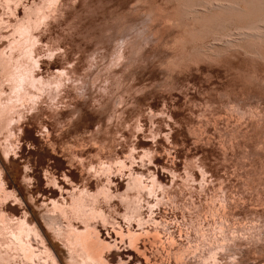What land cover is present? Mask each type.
I'll return each instance as SVG.
<instances>
[{"label":"rangeland","instance_id":"rangeland-1","mask_svg":"<svg viewBox=\"0 0 264 264\" xmlns=\"http://www.w3.org/2000/svg\"><path fill=\"white\" fill-rule=\"evenodd\" d=\"M59 1L60 11L34 30L35 73L47 78L66 68L70 81L84 76L86 85L68 88V98L55 105L44 101L14 117L7 157L0 134L1 177L16 196L1 203L8 222L0 224V264H74L64 235L70 220L78 228L83 223L68 204L84 187L95 194L104 184L116 195L97 202L106 221H90L118 245L103 249L108 264H181L177 251L193 252L188 264H199L196 240L200 233L217 236L213 228L221 221L219 236H237L229 245L234 260L228 254L222 262L264 264V0ZM40 4L0 0V51L8 49L18 19ZM100 71L112 77L110 95L103 75L93 79ZM118 159L125 162L121 168ZM104 161L110 173L97 169ZM130 168L144 179L154 174L164 186L144 196L153 213L146 201L141 208L157 224L149 220L142 228L121 218L119 198L137 195L127 189ZM156 195L165 205L154 204ZM51 199L64 205L68 218L53 211ZM127 229L143 233L134 245L141 253L128 243ZM24 242L32 246L29 258Z\"/></svg>","mask_w":264,"mask_h":264},{"label":"bare ground","instance_id":"bare-ground-1","mask_svg":"<svg viewBox=\"0 0 264 264\" xmlns=\"http://www.w3.org/2000/svg\"><path fill=\"white\" fill-rule=\"evenodd\" d=\"M58 2L60 3L59 0H42V4H40V6L35 5V8H34L35 10L32 9L30 12H26L25 16L22 19H18V21L14 24L13 32H12V37H11L12 39L7 44L8 45V49H5L4 48L3 50L0 51V60H1V63H0V67H1V69H0L1 70V72H0V134L3 137V139L5 140V145L2 146L3 147L2 151H3V155L6 154V157L9 155L8 154V150H9L8 149V143H10V142H8V141H9V138L12 136V133H13L12 126H14V125H12V122L20 120L19 118H21L23 116V114H24L23 113L24 112V109L27 111L28 108L29 109L32 108V110H33V108H36V107H38L40 105L39 103L44 102V101H46V103H48L51 106L52 105H55V104H57L59 102V100H62L63 101V99H65V98L67 99L68 98V88H71V89H74L75 90V88L77 89V87L79 85L80 86L86 85V84H84V85L83 84L82 85L80 84L81 81L84 80L83 79L84 76L81 77L83 79V80L81 79V81L76 80L77 77L74 79V81H72L73 79L70 81L69 79H71V78L69 77V79H68V75L69 74H68V71L65 70L66 68L65 69H59V68L56 69L55 70V73H53V75H51L50 77H47V78H44L43 76H40L37 73H35V71H36L35 70V66L36 67H39V61L37 60L38 57L36 59L34 57V46H35V44L38 41L37 37L34 35V30H35V28L37 29L39 27L38 24L41 21H43L48 15L51 16V14L52 13H55L56 10H57V12L60 11L59 8H58V4H59ZM207 4H208V2H207ZM207 4H206V6H207ZM226 6H228V5H226ZM52 16H54V15H52ZM48 18H49V16H48ZM46 20L47 19H45L44 21H46ZM42 25L44 26V22H43ZM120 49H118V50L117 49H114V50H116V51L119 52ZM118 52H116V55L118 54ZM115 56H113V57L116 58L117 56L116 57ZM121 56H123V55H121ZM121 56L118 55V57L122 58ZM116 59H118V58H116ZM95 61L97 63L98 60L96 59ZM112 61H115V60H112ZM90 62L91 63H94V61L92 62V60ZM107 65L105 64V67H107ZM111 67H110V64H109V68L107 69V70L110 69L109 70V73L111 71ZM105 69L106 68H104L102 70L105 71ZM69 73H70V71H69ZM106 73L104 74V72L101 73V71H100L97 75H94L93 76V79L97 80L101 75H103L104 76V79H105L104 81L106 83V84L104 83V86H105V89L107 90L106 92H108V94H109V92H112V90H111L112 77L109 76L108 73L107 74ZM93 79H92V82L95 81ZM68 80L70 82H68ZM86 80L87 79H85V81H84L85 83L87 82ZM65 81H66V84H64ZM63 84L66 85V88H64L65 86L63 87ZM78 88H80V87H78ZM101 92L104 93V91H102V89H101ZM115 99L117 100V97H115L113 100H115ZM119 99H120V97H119ZM14 117H18V120H14ZM14 124H15V122H14ZM19 129H21V128H19ZM2 142H4V141H2ZM145 150H147V149H145ZM142 157H144V156H142ZM150 161H151V159H150ZM124 163H123V161L121 159H118V160H116L115 165H117V166H119L121 168L124 165ZM98 166H99L97 168L98 170L101 169V171H103V172L104 171L106 172V171L109 170V173H110V169H109L110 164L105 163V161L104 162H100ZM91 168H94L95 169L94 166H92ZM129 171L130 172H129V177H128L129 178V181H128V184H127V186H128L127 189H131V191L134 190V192L136 191L137 195L135 194L136 198L135 199L134 198H131L132 200L130 198H128V197L126 198L127 194H126V196L123 199L122 198H119V199L122 200L121 202H123V205H124L123 206L124 207V212L121 213V218L124 221H126L127 223H129V224H131V222H133V223L135 222L137 224V226H140L142 228H143V224L148 223L149 220H151L154 224H157L156 219L154 217L150 216V215H149V218L148 219H145L144 217H142L143 215H142L141 208L144 205L143 202L146 201L145 203H147L146 205L149 208L150 213H153V211L151 212V209H150L152 207L151 203L149 204V202H148L149 200L147 201L144 196L145 195H147V196L148 195H155L156 189L163 190L164 189L163 184L156 178V176L154 174H150L149 177H147L146 179H144L145 178V177L143 178L144 175L142 176L138 172L135 173V171L133 170V168L132 169L130 168ZM95 172H96V170H95ZM99 173H101V172H99ZM203 173L205 175V172H203ZM203 173L201 172V174H203ZM189 177H190V175H189ZM192 177L193 176L191 175V178ZM192 180H194V179H192ZM54 181L55 180L50 179L48 181V183H52V184L55 183L56 184V181L55 182ZM107 181L108 182H112V180H111V178L109 176H107ZM110 184H112V183H110ZM107 185L104 184L99 189L97 188L98 190L95 191L96 192L95 194L93 192H92L93 194L91 192H90L91 194H89L88 193L89 191H87L88 189H86L85 187H84L83 190L81 189L78 192V194L76 192V195L74 194V192L72 193L75 196L72 198L73 200L71 199L72 202H70L68 204L69 212L72 214V217L74 219L75 218H78L83 223V228H81V227L78 228V227H75L72 222H70L71 220L70 221L68 220L70 225H68V230L66 229L67 230V233H66V235H64V238L66 239L68 248L70 250V254H69L70 255V259H71V261L73 259H75L74 260V264H108V262L106 260L107 258H105V255L103 254V252H105L103 249L111 250L112 247H114L115 249L116 248L118 249V245H117V247H115V242L114 243H111L110 240L107 241L106 239L102 238L101 235H100V233H99V230L97 229V227L95 225V223L91 222V221H93V219H95V218L97 219V217L102 218L103 223H104V221H106V217L107 216L104 214L103 210H101L98 207L97 202L99 201V198L102 195H104V198H107V200L108 199L111 200L112 197L114 198V196L116 195V194L114 195L111 192L110 187H108ZM61 189H62V187H61ZM66 191L68 192V190H66ZM126 191H124V192H126ZM14 192L12 190H9V188L5 185V181L1 177V168H0V224L3 223V222L5 224V221L8 222L7 215L5 213V210L1 207V203H2V201L4 199H7L9 197L16 198ZM127 192L129 193V191H127ZM118 194L119 195H122L120 193H118ZM89 196L92 197V200H88V197ZM128 196H129V194H128ZM149 197H151V196H149ZM154 198L156 200V202L154 204H157L158 202H160L159 204H161V201L160 200H162L164 197L159 198L156 195V197L154 196ZM222 200H223V198H222ZM100 201H102V200H100ZM104 201H106V200L104 199ZM162 201H164V200H162ZM224 201H222V202H224ZM98 203H100V202H98ZM51 204H52L53 211L54 210L55 211L59 210L60 213L63 215V217L64 216H67L66 218H68V210L67 209H64V207H63L64 205L59 204L57 202V200H54V199H51ZM224 204H225V202L222 203L223 206H224ZM164 205H165V201H164ZM214 210H216V209H214ZM223 210L224 211L222 213L224 214L225 207H223ZM197 213H199V212H197ZM225 214H224V216H225ZM209 215H211V214H209ZM216 215H214V216L216 217ZM198 216H199V214L196 217H198ZM70 217L71 216H69V218ZM220 217H221V215H220ZM205 219H206V217H205ZM218 219H221V218H218ZM195 220H196V218H195ZM160 221H162V219ZM218 221H217V223H218ZM226 221H227V219H226ZM107 222L109 223L111 221L109 220ZM190 222L187 221V223H190ZM195 222H197V220ZM221 222H219L218 226L216 224L217 227L213 228V231L214 232L216 231L215 233H217V231H218L217 236H207V235L203 236V234L200 233V231H199V233L201 234V236L197 235L199 237L196 240V242L194 241L195 242V247L196 248L199 247L201 249V253L199 252L200 254H198V256H199V259H198L199 264L200 263L201 264H224L222 261L225 258L222 259L223 258L222 255H228L230 253V251L232 250V249L229 250L230 249L229 248V245H231L230 243H232L233 239L235 238L234 237V234L236 236V232L231 231V229H229L230 227H228L227 229H229L232 233H234L233 236H219L220 234H222L224 232L223 229H225V227H223L224 226L223 225L224 222L223 223H221ZM18 223H20V222L18 221ZM18 223H16V224H18ZM112 223L115 224L114 222H112ZM158 223H159V221H158ZM214 223H216V222L213 221V224ZM154 224H152V225H154ZM211 224H210V226H211ZM8 226H10V223H9ZM159 226H160V224H159ZM165 226H164V228H165ZM187 226L190 227V224L187 225ZM198 226H199L198 228H201L199 224H198ZM112 227L115 228V226H112ZM117 227H118V230H119V228H120V230L122 229L121 227H119V224H118ZM212 227L210 228V230L212 229ZM128 228H129V226H128ZM161 228L164 229L163 227H161ZM13 229L15 230V228H13ZM153 229H155V227ZM192 229H193V226H192ZM207 229L209 230V227H207ZM232 229H234V228H232ZM6 230H7V228H6ZM146 230H148V229H146ZM146 230L143 229L142 231L144 233H146ZM21 231L22 230H20V233H21ZM35 231H37V229ZM162 231H165V230H162ZM196 231H198V230H196ZM236 231H238V230H236ZM14 232H16V231H14ZM117 232H119L118 235L119 234L123 235V233L121 231H117ZM168 232L169 231H167L166 233H168ZM188 232H189V230H188ZM208 232H210V231H208ZM31 233H34V232H31ZM125 233H124V235H125ZM153 233H155L156 235L153 234V235H155V236H153L152 233L150 235L147 234L148 235L147 238L149 236L151 237V235H152V239H153L154 237H156L158 235L157 233H159V232L153 231ZM205 233H207V232H205ZM141 234H143V233H137L135 231H130V230L127 231L126 237L128 239V243L130 244V246L133 245V247H134L135 243L136 242H139L138 239L141 237ZM7 235H8V233H7ZM13 236H14V234H13ZM20 236H22V234ZM20 236H17L18 238H15V237L14 238L18 241V240H20ZM138 236H140V237H138ZM145 237H146V235H145ZM185 237L188 238L187 236H185ZM247 237H248V235H247ZM8 238H9V235H8ZM123 238H124V236H123ZM123 238H121V239H123ZM142 238H141V240H142ZM3 239H4V237H3ZM155 239H153V240H155ZM172 239H173V237H172ZM172 239H171V242H170L171 244L174 243V242H172L173 241ZM188 239H190V238H188ZM195 239H193V240H195ZM235 239H237V236H236ZM240 239L242 240L244 238H239V240ZM9 240H10V238H9ZM145 240H146V238H145ZM190 241H192V240H190ZM187 242H189V240ZM235 242H239V241H235ZM191 243H193V242H191ZM20 244H22L21 240H20ZM143 244H144V242H143ZM232 245H235V244L232 243ZM22 246H23L22 249H23V251L25 253V256L29 258L31 256V253H32V246H31V244L29 242L28 243L27 242L26 243L24 242ZM137 246H136V249H135V247H134V249H133V247L131 249H133V250L136 251V250H138L137 249ZM128 247H129V245H128ZM195 247H193V248H195ZM236 247L234 246V248H236ZM231 248H233V247H231ZM237 249H234V250H237ZM191 250H192V248H191ZM186 251H188V250H186ZM193 251H194V249H193ZM46 252L48 253V256L53 259L52 252L50 251L49 247H47V245H46ZM141 252H142V250H141ZM141 252L139 251L138 254L141 253ZM186 253L187 252L184 253V252H181V251H177V254L176 255L178 256L179 261H181V264L182 263L183 264H188V261L190 260V258H192L191 255H194L193 252H192L191 255H188ZM142 254L144 255V252ZM230 254L228 255V257H231L232 258L233 255L231 254L232 255L231 256ZM194 256H196V254ZM229 261H231V260H229ZM125 262L124 261L122 262V260L120 261V263H122V264L123 263L126 264ZM191 262H192V260H191ZM194 262H196V261H194ZM46 264H48V262Z\"/></svg>","mask_w":264,"mask_h":264}]
</instances>
